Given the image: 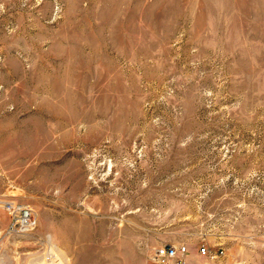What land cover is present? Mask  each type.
<instances>
[{
  "label": "rangeland",
  "instance_id": "374dc122",
  "mask_svg": "<svg viewBox=\"0 0 264 264\" xmlns=\"http://www.w3.org/2000/svg\"><path fill=\"white\" fill-rule=\"evenodd\" d=\"M162 246L264 264V0H0V264Z\"/></svg>",
  "mask_w": 264,
  "mask_h": 264
},
{
  "label": "built area",
  "instance_id": "2783aa9c",
  "mask_svg": "<svg viewBox=\"0 0 264 264\" xmlns=\"http://www.w3.org/2000/svg\"><path fill=\"white\" fill-rule=\"evenodd\" d=\"M201 253H205V249H200ZM186 254L185 246H162L156 249L154 261L157 264H184Z\"/></svg>",
  "mask_w": 264,
  "mask_h": 264
}]
</instances>
